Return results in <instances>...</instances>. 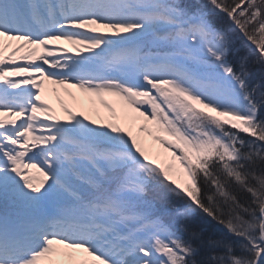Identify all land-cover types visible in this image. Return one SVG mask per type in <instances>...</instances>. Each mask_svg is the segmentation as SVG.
Wrapping results in <instances>:
<instances>
[{
    "label": "snow or ice",
    "instance_id": "obj_1",
    "mask_svg": "<svg viewBox=\"0 0 264 264\" xmlns=\"http://www.w3.org/2000/svg\"><path fill=\"white\" fill-rule=\"evenodd\" d=\"M241 37L264 65V0H0V264H264V83L229 62ZM45 82L110 118L61 100L62 120Z\"/></svg>",
    "mask_w": 264,
    "mask_h": 264
},
{
    "label": "rangeland",
    "instance_id": "obj_2",
    "mask_svg": "<svg viewBox=\"0 0 264 264\" xmlns=\"http://www.w3.org/2000/svg\"><path fill=\"white\" fill-rule=\"evenodd\" d=\"M205 2V0H182L181 3H183L185 6L193 9V10H199L202 8L203 3ZM205 12L209 13V16L211 19H215L216 17L211 13V9L209 8H204L203 9ZM223 23H228V21L225 20L223 21ZM240 40L237 39L234 42V49L232 52V56L229 58V62L230 63H234V64H239L240 62L243 61V59L245 57H243L242 54V50H241V46H240ZM249 46H251L252 48H254V46L250 45V43L248 42ZM75 52H73L70 55H74ZM248 59V56H247ZM255 84V82H254ZM253 84V85H254ZM53 89H57V91H53ZM68 92H71L73 94V96H69ZM75 97V99L73 98ZM44 98L52 105V107L55 109V113L60 116L59 114L61 113V109L58 108V105L62 107L61 105V100L64 101L65 104H67L69 107L73 108L74 110L80 111V110H84L86 111L91 117L93 118H97L99 119L100 116L104 117V118H110L111 114L108 112V110L106 108L103 107V105H101L99 103V99L97 97H89L86 93L81 92L79 89H75V88H69L67 90L63 89V88H59L56 85H52L48 82H45V92H44ZM103 99L107 100L109 103L113 104V106L116 108L117 113L119 114L122 111V102L119 101L117 98L112 97V96H105L103 97ZM60 111H58V110ZM130 112V110H128ZM97 113H99V116H97ZM130 114L132 116H135V113H131ZM66 117H64L63 115L61 116V119H65ZM33 175L36 177L37 180L40 179V177L38 176V174L35 172V170H33ZM173 197H180L179 200H177L176 206L179 207L181 206V203L179 201H182L181 196H175L173 195ZM186 199V197H185ZM183 202L186 203V200H184ZM183 205V204H182ZM174 211V209H171Z\"/></svg>",
    "mask_w": 264,
    "mask_h": 264
},
{
    "label": "trees",
    "instance_id": "obj_3",
    "mask_svg": "<svg viewBox=\"0 0 264 264\" xmlns=\"http://www.w3.org/2000/svg\"><path fill=\"white\" fill-rule=\"evenodd\" d=\"M182 1V0H181ZM216 19V18H215ZM241 50H242V56L247 57V67L249 71L254 72L256 74V80L253 87H256V85L264 83L260 79L262 73H264V65L260 64L257 60V53L254 51V48L249 46L248 42L243 39L242 37L239 38ZM232 56H229V58ZM240 64H234L233 66L239 70ZM264 167V166H261ZM212 191H215L212 189ZM229 191L236 196L239 203L243 206H247V204L251 201V194L246 193L242 191L239 186L235 185L234 182L230 183L229 185ZM180 197H173L174 201L176 202L179 200ZM186 200L185 198L182 199V201H179L182 204H185L183 202ZM193 224V227L196 231H199L204 235L205 238H214V239H226V240H235L236 238L232 236L230 233H228L227 229L219 224L216 220H213L211 217L206 216V214H194L192 217L189 218ZM185 238H188V234H184ZM208 254V250H204V255L206 256ZM237 254H239V251H237Z\"/></svg>",
    "mask_w": 264,
    "mask_h": 264
},
{
    "label": "bare ground",
    "instance_id": "obj_4",
    "mask_svg": "<svg viewBox=\"0 0 264 264\" xmlns=\"http://www.w3.org/2000/svg\"><path fill=\"white\" fill-rule=\"evenodd\" d=\"M62 46L70 50V51H69V54H72L73 52H75L76 47H78V46H76V45H71V44H67V43H63ZM58 108L61 109V111L57 109L58 111L61 112V113L59 114L60 117H61L62 115L65 117L64 112H63V108H61L60 105H58ZM135 116H136V114H135Z\"/></svg>",
    "mask_w": 264,
    "mask_h": 264
}]
</instances>
